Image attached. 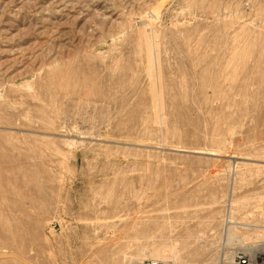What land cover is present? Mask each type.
I'll return each instance as SVG.
<instances>
[{"label": "rangeland", "instance_id": "1", "mask_svg": "<svg viewBox=\"0 0 264 264\" xmlns=\"http://www.w3.org/2000/svg\"><path fill=\"white\" fill-rule=\"evenodd\" d=\"M244 163L264 0H0V264H255L223 230L264 225Z\"/></svg>", "mask_w": 264, "mask_h": 264}, {"label": "bare ground", "instance_id": "2", "mask_svg": "<svg viewBox=\"0 0 264 264\" xmlns=\"http://www.w3.org/2000/svg\"><path fill=\"white\" fill-rule=\"evenodd\" d=\"M243 163V162H242ZM258 163V162H257ZM253 164V163H244L245 165H250L251 166V169L252 170H254V171H256V176L257 177H262L263 178V180H264V164H262V165H260L261 164V160H260V164ZM249 166V167H250ZM243 167V166H242ZM248 167V168H249ZM264 182V181H263ZM263 199V198H262ZM259 201H260V199H259ZM258 201V202H259ZM257 203V202H256ZM261 202H259L258 204H260ZM258 204H256L257 206H255V204H254V206L255 207H258L259 206V209H260V207L261 206H263V204L260 206V205H258ZM264 207V206H263ZM263 209V208H262ZM264 210V209H263ZM236 211V210H235ZM261 212L260 213H262V210H260ZM234 212V211H233ZM237 212V211H236ZM264 212V211H263ZM233 214L231 213V211H230V214L228 215L227 214V216H225L224 217V232H225V238H226V243L228 242L229 244H232V243H234L235 241H237V240H242L243 242H245L248 246V249L250 250V251H252V252H256V251H264V225L263 226H261V227H258V225L257 224H255V226L253 225V224H251L250 223V221L249 220H247L248 219V217H243L242 219H236L234 216H232ZM263 215V214H262ZM247 218V219H246ZM253 218V217H252ZM255 218V217H254ZM259 220H261V219H259ZM222 223H223V221H222ZM260 224V223H259ZM260 226V225H259ZM255 228V227H257V230H255L256 232L255 233H258V234H260L259 235V237H261V238H263L262 240H260L259 241V239H258V242L257 243H255V244H253L252 243V245L250 244V243H248V241L249 240H251L253 237H252V235L250 234V232H249V228ZM259 228V229H258ZM223 230H221V231H223ZM253 231V230H252ZM251 231V232H252ZM224 232H222L223 233V235H224ZM221 233V232H220ZM253 233V232H252ZM254 233V234H255ZM222 235V234H221ZM258 236V235H257ZM223 237V236H222ZM255 240V239H254ZM202 241V240H201ZM257 241V240H256ZM250 242V241H249ZM250 244V245H249ZM247 249V250H248ZM258 253V252H257ZM254 255V254H253ZM238 256H244L246 259H247V261H248V263H249V259H248V256L247 255H245V254H238L236 257H235V262H236V264H241V262L240 261H236L237 259H239L240 257H238ZM181 257V255L179 254V251L178 250H176L175 249V247L174 248H163V249H155L153 252H152V254H151V258H153V259H160V260H167V261H173L174 262V264H183V262H182V258H180ZM184 258V257H183ZM240 260V259H239ZM184 261V260H183ZM258 261V260H257ZM256 261V262H257ZM185 262H186V260H185ZM144 264H145V262H144ZM226 264H228V263H226ZM229 264H231V262L229 263ZM255 264H257V263H255Z\"/></svg>", "mask_w": 264, "mask_h": 264}, {"label": "built area", "instance_id": "3", "mask_svg": "<svg viewBox=\"0 0 264 264\" xmlns=\"http://www.w3.org/2000/svg\"><path fill=\"white\" fill-rule=\"evenodd\" d=\"M240 257L239 259H237L236 261H240L241 264H249L247 259L244 257V256H238ZM257 264H264V255L263 256H260L258 261L256 262ZM145 264H173L172 262L170 261H167V260H148L145 262Z\"/></svg>", "mask_w": 264, "mask_h": 264}]
</instances>
